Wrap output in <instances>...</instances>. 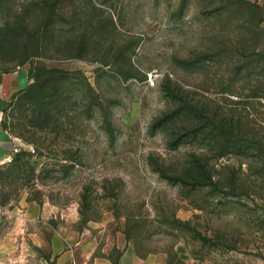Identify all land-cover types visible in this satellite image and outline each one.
Instances as JSON below:
<instances>
[{
    "label": "rangeland",
    "instance_id": "rangeland-1",
    "mask_svg": "<svg viewBox=\"0 0 264 264\" xmlns=\"http://www.w3.org/2000/svg\"><path fill=\"white\" fill-rule=\"evenodd\" d=\"M23 65L0 235L26 200L98 248L264 264V0H0V68Z\"/></svg>",
    "mask_w": 264,
    "mask_h": 264
},
{
    "label": "crops",
    "instance_id": "crops-1",
    "mask_svg": "<svg viewBox=\"0 0 264 264\" xmlns=\"http://www.w3.org/2000/svg\"><path fill=\"white\" fill-rule=\"evenodd\" d=\"M31 77L27 65L0 68V162L11 155L16 146L22 145L6 125V115L12 99L32 83ZM45 210L34 201L26 200L25 204L8 209L11 223L9 230L0 235V264H166L158 255H142L126 242L123 247L113 244L110 248H98L84 231L77 239L69 238L61 232L63 224L60 222L58 231L47 233L48 227L42 226L45 222L38 220ZM6 247H11V253ZM39 250L42 253L38 254Z\"/></svg>",
    "mask_w": 264,
    "mask_h": 264
},
{
    "label": "trees",
    "instance_id": "trees-1",
    "mask_svg": "<svg viewBox=\"0 0 264 264\" xmlns=\"http://www.w3.org/2000/svg\"><path fill=\"white\" fill-rule=\"evenodd\" d=\"M30 70H31V78H32V83L28 86V88L25 90V91H27V90H29V89H32L33 88V86H34V82H33V77H34V75H33V68L32 67H30ZM42 71L44 72V73H47V74H54V73H59L60 71L59 70H57V69H47V68H44V69H42ZM23 151V150H22ZM22 151L21 152H19V153H17L16 154V156L17 155H19L20 153H22Z\"/></svg>",
    "mask_w": 264,
    "mask_h": 264
},
{
    "label": "built area",
    "instance_id": "built-area-1",
    "mask_svg": "<svg viewBox=\"0 0 264 264\" xmlns=\"http://www.w3.org/2000/svg\"><path fill=\"white\" fill-rule=\"evenodd\" d=\"M22 146V145H21ZM21 146H16L15 148H14V150H13V153L11 154V155H9L3 162L4 163H8V162H12L13 161V159H14V156L17 154V153H19V152H21L22 151V147ZM30 151L32 152V153H35L36 152V149L34 148V147H32L31 149H30Z\"/></svg>",
    "mask_w": 264,
    "mask_h": 264
}]
</instances>
